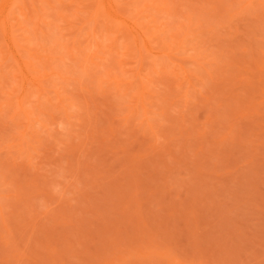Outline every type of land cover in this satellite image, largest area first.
<instances>
[{
	"label": "rangeland",
	"instance_id": "rangeland-1",
	"mask_svg": "<svg viewBox=\"0 0 264 264\" xmlns=\"http://www.w3.org/2000/svg\"><path fill=\"white\" fill-rule=\"evenodd\" d=\"M0 264H264V0H0Z\"/></svg>",
	"mask_w": 264,
	"mask_h": 264
}]
</instances>
